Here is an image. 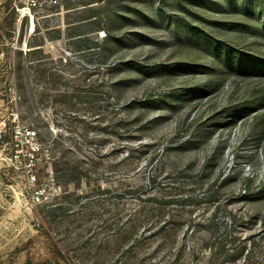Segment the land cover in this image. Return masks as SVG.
Segmentation results:
<instances>
[{
	"label": "rangeland",
	"instance_id": "obj_1",
	"mask_svg": "<svg viewBox=\"0 0 264 264\" xmlns=\"http://www.w3.org/2000/svg\"><path fill=\"white\" fill-rule=\"evenodd\" d=\"M0 264H264V0H0Z\"/></svg>",
	"mask_w": 264,
	"mask_h": 264
}]
</instances>
